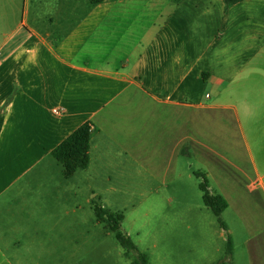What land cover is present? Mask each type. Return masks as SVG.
<instances>
[{"label":"crops","instance_id":"0c3cea01","mask_svg":"<svg viewBox=\"0 0 264 264\" xmlns=\"http://www.w3.org/2000/svg\"><path fill=\"white\" fill-rule=\"evenodd\" d=\"M0 113V264L56 258L86 207L121 226V187L186 211L197 172L233 264H264V0H0ZM85 123L89 164L65 178L51 152ZM196 209L151 221L166 259L223 236Z\"/></svg>","mask_w":264,"mask_h":264},{"label":"rangeland","instance_id":"374dc122","mask_svg":"<svg viewBox=\"0 0 264 264\" xmlns=\"http://www.w3.org/2000/svg\"><path fill=\"white\" fill-rule=\"evenodd\" d=\"M198 181L201 179L191 178L188 181V188L185 193L177 194L176 197L182 201H186L188 209L186 211L180 210L175 201L168 197L166 201L158 200L149 202V196L147 194H139L131 192V186L119 188L121 192H106L104 198L110 204H120L124 211L125 221L121 225V231L127 234L132 241L136 244L137 248L145 253L150 261V264H191L194 259H203L208 253L213 254L216 247H219V254H216L217 258L222 260L225 256V247L228 236L230 235L225 231L221 238H216L211 244L212 250L209 252L206 244H188L192 251V256L181 251L177 246V252L175 256H171L166 259L164 256V244L163 242L151 241L147 236V231L154 219H163L164 217L174 218L178 214L186 213L189 218L202 217L199 211L196 209V205L203 208L204 215L208 219H211L216 228H220L219 232H222V228L216 222L214 215L207 209L201 201V192L198 189ZM151 198V196H150ZM159 199L161 197L159 196ZM227 215H224L223 222L229 221ZM147 220L141 223L140 220ZM138 227V228H137ZM139 229V231H138ZM156 247H154V244ZM64 247V248H63ZM179 252L181 253L178 257ZM242 249L238 244L235 251V261L243 262L240 259ZM220 255V256H219ZM216 260V261H217ZM28 264H129V260L123 256L122 249L115 240L114 234L105 229L103 224H99L93 214V210H89L86 207L81 213H77L76 226L74 238L69 244H61L60 252L56 258L41 259V260H27ZM230 264H233L232 256ZM244 264V262L242 263Z\"/></svg>","mask_w":264,"mask_h":264},{"label":"trees","instance_id":"16d2710c","mask_svg":"<svg viewBox=\"0 0 264 264\" xmlns=\"http://www.w3.org/2000/svg\"><path fill=\"white\" fill-rule=\"evenodd\" d=\"M92 4H98L105 0H89ZM225 7H229L243 0H222ZM3 124V116L0 113V131ZM91 125L82 124L66 139H64L52 152L51 156L62 166L63 176L71 177L76 171L85 169L89 164V144L91 137ZM201 179L199 188L202 192L204 205L209 208L217 219L219 226L227 231L226 224L222 220V213L227 204L222 196L208 189V182L203 173H195ZM96 220L114 233L115 240L122 248L125 258L129 264H150L147 256L139 251L131 238L121 231L120 223L122 215H115L98 205L93 207ZM232 256V240L228 236L225 247V256L216 264H230Z\"/></svg>","mask_w":264,"mask_h":264},{"label":"built area","instance_id":"2783aa9c","mask_svg":"<svg viewBox=\"0 0 264 264\" xmlns=\"http://www.w3.org/2000/svg\"><path fill=\"white\" fill-rule=\"evenodd\" d=\"M56 113V112H55Z\"/></svg>","mask_w":264,"mask_h":264}]
</instances>
